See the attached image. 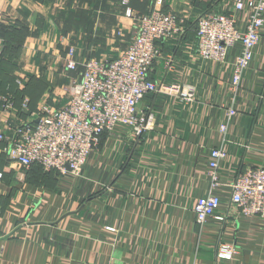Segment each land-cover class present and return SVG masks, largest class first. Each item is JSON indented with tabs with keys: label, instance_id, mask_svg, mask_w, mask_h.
<instances>
[{
	"label": "crops",
	"instance_id": "crops-1",
	"mask_svg": "<svg viewBox=\"0 0 264 264\" xmlns=\"http://www.w3.org/2000/svg\"><path fill=\"white\" fill-rule=\"evenodd\" d=\"M156 3L0 0L5 35H23L8 39L20 45L19 54L13 52L6 58L7 68L0 67V95L13 97L16 108L5 110L0 99V120L17 124L36 119L42 105L62 94L61 87L78 71L63 65L72 49L80 67L91 57H118L133 30L127 9L139 15ZM232 6V0L157 3L189 25L206 12H228ZM79 22L76 40L72 28ZM196 40L193 28L160 42L161 56L149 72L156 82L196 85V100L147 95L141 107L151 110L152 128L138 139L122 126L105 133L100 154L89 159L81 179L21 168L0 148V264H264V219L232 215L225 197L221 210L229 213L226 223L196 222L195 202L209 191V152L222 144L221 107L229 103L232 76V60L225 68L202 60ZM22 56L27 63L26 69L19 66L21 72L33 68L34 77L14 75L15 61ZM9 67L14 73L6 75ZM240 86L239 113L228 129L231 155L222 164L227 181L250 165H264L263 46ZM221 237L237 244L232 259L217 258Z\"/></svg>",
	"mask_w": 264,
	"mask_h": 264
},
{
	"label": "built area",
	"instance_id": "built-area-1",
	"mask_svg": "<svg viewBox=\"0 0 264 264\" xmlns=\"http://www.w3.org/2000/svg\"><path fill=\"white\" fill-rule=\"evenodd\" d=\"M157 3L151 11L139 15L128 8L127 16L134 19V24L126 49L114 59H87L81 78L63 85L62 94L44 103L36 119L17 124L0 120V143L5 144L2 151L12 162L27 169L37 164L46 172L81 179L89 159L100 152L105 133L122 126L131 129L138 139L152 128L151 110L141 107L147 95L168 94L182 101L196 100L194 84H169L149 78L151 67L161 56L159 43L184 36L187 31L185 17L165 11ZM232 3L228 12H206L196 20L198 57L220 68L227 67L232 60L231 96L229 103L221 107L225 112L219 126L222 144L210 149L209 191L193 207L199 226L211 221L227 222L229 213L221 210L225 197L232 206V215L264 219V165H250L228 181L222 170L223 162L231 155L228 129L239 113L238 93L244 73L251 68L257 48L264 47V0ZM2 48L0 41V53ZM65 68H79L73 49L66 57ZM0 99L5 110H16L13 97L1 95ZM24 102L26 106L28 100ZM106 228L117 231L112 226ZM237 252L234 241L221 237L218 259H232Z\"/></svg>",
	"mask_w": 264,
	"mask_h": 264
},
{
	"label": "rangeland",
	"instance_id": "rangeland-1",
	"mask_svg": "<svg viewBox=\"0 0 264 264\" xmlns=\"http://www.w3.org/2000/svg\"><path fill=\"white\" fill-rule=\"evenodd\" d=\"M93 22V21H92ZM84 23H85V27H86V29H91L92 27H93V25L91 24V26H90V20H85L84 21ZM82 27H81V23L79 22V25L78 26H76V28H72L73 29V31L75 32L74 33V37H75V39L77 40V39H79V34H80V29H81ZM87 37V36H86ZM19 40H21L22 39V37H21V35L20 36H18L17 37ZM87 39V38H86ZM19 48L18 49H16V54L18 53L19 54ZM7 53L5 54V58L2 60H0V67L1 66H4V67H6L7 68V62H6V58L7 57H9V56H12V55H15V53H13V50H12V48L9 50V49H7V51H6ZM83 54H84V52H82ZM25 57H27L28 55L27 54H25L24 55ZM83 56H85V55H83ZM102 56V55H101ZM97 57H100V56H97ZM28 59V58H27ZM25 63V64H24ZM26 60H25V58L22 56V57H20L19 59H17L16 61H15V67L13 68V69H15L16 70V74H14L15 76H16V78H20L21 76H23L24 74H27L26 76H24L25 78H32V77H34L35 76V74L34 73H31L32 71H34L35 72V69H33V68H29L28 69V72H25L24 74L21 72V69H26L25 67H23V65H26ZM9 65V64H8ZM63 65L65 66V64L63 63ZM10 66V65H9ZM19 66L21 67V69L19 68ZM11 67H9V69H8V71L5 73L6 75H9L10 73H11V71L14 73V70H13ZM60 69H63V67L62 68H60ZM82 71L83 70H81L80 72H76V74L75 73H73V75H71L72 73H70V75L72 76V78L68 81V83L70 84V81L71 80H73V79H75V78H81V76H82ZM36 73V72H35ZM68 83H66V84H68ZM100 154V152L98 151V152H95V154L93 155V156H96V155H99ZM116 229V228H115ZM118 231V230H117Z\"/></svg>",
	"mask_w": 264,
	"mask_h": 264
},
{
	"label": "trees",
	"instance_id": "trees-1",
	"mask_svg": "<svg viewBox=\"0 0 264 264\" xmlns=\"http://www.w3.org/2000/svg\"><path fill=\"white\" fill-rule=\"evenodd\" d=\"M147 13V12H146ZM188 22V21H187ZM186 22V26H187V30H191V29H193V28H195V30H196V27H197V23L196 22H192V23H190L191 25H189L188 23ZM71 23V22H70ZM6 24L5 23H1L0 24V41H1V43H2V46H3V48H2V52L0 53V60H1V58H3V57H5V54L7 53L6 51H7V49H11L12 48V50H13V52H15L16 51V49H20V45H15V44H10L9 43V41H8V39H11V38H14V39H17V40H19L17 37L18 36H20L21 35V37H22V39H23V35H22V32H20V31H17L18 33H16V34H12V35H5V33H4V31H6ZM9 31V30H8ZM186 33H187V31H186ZM185 33V34H186ZM129 42V41H128ZM22 46V45H21ZM92 58V57H91ZM82 70V67H80L79 66V68H78V71L77 72H80ZM1 96V95H0ZM1 145V152H2V155H4L5 157H7L8 158V156L6 155V153H4L3 151H2V149H3V147H4V143H2V144H0ZM9 159V158H8ZM33 167H39V168H42L40 165H37V164H33L30 168H33ZM43 169V168H42ZM44 171V170H43ZM51 173V172H50ZM52 173H54V174H56L57 176H59V173H57V172H54V171H52Z\"/></svg>",
	"mask_w": 264,
	"mask_h": 264
}]
</instances>
